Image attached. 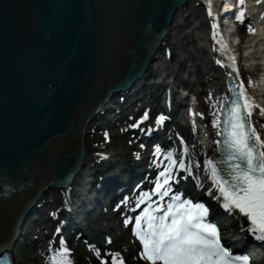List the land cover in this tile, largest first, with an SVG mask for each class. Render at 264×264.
<instances>
[{"label": "water", "instance_id": "95a60500", "mask_svg": "<svg viewBox=\"0 0 264 264\" xmlns=\"http://www.w3.org/2000/svg\"><path fill=\"white\" fill-rule=\"evenodd\" d=\"M185 1L0 0V251L75 179L86 126L138 84Z\"/></svg>", "mask_w": 264, "mask_h": 264}, {"label": "snow or ice", "instance_id": "6c2138e0", "mask_svg": "<svg viewBox=\"0 0 264 264\" xmlns=\"http://www.w3.org/2000/svg\"><path fill=\"white\" fill-rule=\"evenodd\" d=\"M244 4L245 0H237L235 19L240 23L245 22ZM205 6L208 16L213 17V39L220 46L218 50L230 51L219 33L212 0H206ZM248 30L255 32L251 25H248ZM228 60L231 63L227 65L219 59L216 63L233 68L239 75L235 57L229 55ZM227 75L231 77L232 73ZM206 99L211 109L208 113L210 124L217 130L218 137L214 140L217 147L213 155L204 153L203 159L197 158L195 146L179 133L174 147L162 149L159 144L153 145L154 159L150 166L157 168L156 175L151 179L146 175L136 185V190L116 205L120 208L121 205L127 207L134 203L131 210L140 209L133 216H125L123 223L125 226L132 225V235L140 245L136 258L144 264H255L249 254L234 253L222 242L220 227L209 220L210 207L207 203L174 190V183L189 176L194 180L195 187L203 189L204 194L216 201L226 214L242 221L241 231L264 244V132L257 128L253 120L257 108L258 115L264 116V107L256 105L244 81L231 87L230 93L219 97L209 93ZM197 115L202 120L205 117L204 112L189 109L193 132L196 131ZM147 118L148 113L145 112L140 119ZM166 119L161 112L155 123L160 126ZM132 127L136 128L138 124ZM141 131L151 134L153 128L150 126ZM104 136L108 138L109 134L105 132ZM145 147L147 145L141 144V148ZM136 156L139 158L140 153ZM201 176L207 180V186ZM145 181L151 187L142 188ZM56 231L59 232L60 228L57 227ZM106 243H112L111 237L106 239ZM89 248L100 259V264H127L120 251L109 250L107 256H102L99 248L93 245ZM72 251L60 237L59 246L49 247L47 262L74 264L70 255Z\"/></svg>", "mask_w": 264, "mask_h": 264}, {"label": "bare ground", "instance_id": "6f19581e", "mask_svg": "<svg viewBox=\"0 0 264 264\" xmlns=\"http://www.w3.org/2000/svg\"><path fill=\"white\" fill-rule=\"evenodd\" d=\"M214 0H212V3ZM206 3V0H186L184 4L180 7H177L175 9V15H174V22L173 26H168L166 31V37H165V43L159 44V50H169L172 55L176 52V46L181 48L180 54L183 55L184 60H188V62H191L195 68H199L200 76L198 74L196 75L195 79L199 81L200 86L197 84V82H187L183 81L181 78H179V72L181 66H172L170 65V61L172 62V59L169 60L168 58L162 57V59L158 58V53L154 54L155 57L152 59V66L149 68V70L145 73L148 76H152L153 74H156V77L158 80L162 81L163 84H169L167 86V90L165 93H160L162 95H165V102L166 106L165 108L168 110H172L171 118H173V124H175V128L179 129L177 133L183 134V137L187 140H189V143L195 146L196 149V157L199 159H203L204 153H207L208 156L213 155V150L208 151V145L210 141L212 140V133H213V127L210 124V113L211 109L209 107V102L206 99L209 93H212L215 97L221 94V89L223 86V76L220 69H216L215 64H212V60H210V57H212L209 53H206V50H208L215 55L212 45L207 41L209 38L206 37L209 36V25H210V19L212 17L208 16V13L203 14L202 11H200L203 7V11L206 10V6L203 5ZM264 30H260L259 33H263ZM258 38H263L262 34H259ZM264 39V38H263ZM208 46V47H207ZM170 47V48H169ZM206 49V50H205ZM257 53V51L253 50ZM163 52H160V54ZM164 55V53H163ZM162 55V56H163ZM250 62H246V65L248 67H251ZM248 69V68H247ZM223 71L228 72L227 67H223ZM151 74V75H149ZM147 79V78H146ZM179 79V80H178ZM181 82V83H180ZM139 84V82H138ZM137 84V85H138ZM180 86H186L187 88H190L194 90V93L198 96L200 105L198 108L199 112H204L205 117L203 119V122L206 126V130H200L196 127V131H192V124H191V118L189 116V109L187 110H180L177 108V100L178 96H174L172 94L173 90L178 89ZM136 86H133L131 89L135 88ZM146 90L147 94L151 99L154 100V103H157L156 101L159 99V91L160 89H156L155 91ZM123 91V90H121ZM120 94H118L119 96ZM112 96V95H111ZM109 97L107 104L105 108H101L98 111V114L93 116L90 123L98 116V118L101 117L102 113L106 110V107L108 105V102L111 98ZM171 97H173V100H170ZM117 99V98H115ZM171 107V108H170ZM177 109V110H175ZM175 110V112H174ZM96 118V119H98ZM201 118V117H200ZM106 118H103L105 120ZM110 120L111 118H107ZM150 119L152 117L150 116ZM254 122L256 123V126L258 129H260L262 132H264V128H261V125L264 124V116L256 115L254 118ZM89 123V124H90ZM185 123L186 125L182 127L181 124ZM88 126H86L85 129V135H86V146H87V157H84V160L81 161L80 166L77 170L75 180H74V188H77L82 183L83 179L86 180V177L89 170H94L96 166L99 163H102L101 159L97 156H94V158H90V150H93L94 153H99L104 151L115 152L116 148L103 146L100 149L89 147V136L88 135ZM179 140V137L177 138ZM94 141V140H93ZM95 161V162H94ZM115 171V168L113 167L112 171L106 175L105 181L103 187L100 191V195H105L106 191H108V194L105 196V199L108 201L112 198V196L115 195V189L110 190V186H115L118 184V182H125L130 183L132 182V176L129 175L125 179H117V177L113 178V173ZM131 179V180H130ZM201 179L204 180L203 176H201ZM130 180V181H129ZM205 185L207 186L206 180H204ZM54 184L50 188L49 191H54ZM109 189V190H108ZM203 190V189H202ZM48 191V193H49ZM197 191V190H196ZM202 191L199 192L200 193ZM198 194H196L195 197H197ZM81 194H79L80 198ZM95 196V195H94ZM85 200V199H84ZM82 206V203L80 204ZM40 207L36 209L34 214L25 216L24 218V224L22 232L27 227H31L33 233H36L39 231L38 227L33 226L32 224L28 223L31 221V219L38 214ZM83 214L85 217H88L89 215L86 214V211H83ZM104 218H98L94 217L91 218L92 223H94L95 228L97 229H110V221L109 218L112 217V215H105ZM231 224L232 219H228ZM59 228L64 229L68 228L67 224L60 223ZM232 230L228 232V234H233L238 237H242L243 233L241 232L239 227H231ZM116 233H118V245L114 248L116 251H120L122 255L125 256V258L129 259V262L134 264H140L141 260L137 259V253L136 249L133 245H131L129 233L125 229H117ZM13 248V245H11V249ZM19 264H33V263H24L22 261H18Z\"/></svg>", "mask_w": 264, "mask_h": 264}, {"label": "rangeland", "instance_id": "374dc122", "mask_svg": "<svg viewBox=\"0 0 264 264\" xmlns=\"http://www.w3.org/2000/svg\"><path fill=\"white\" fill-rule=\"evenodd\" d=\"M181 52V48H180V45L179 47H176V58L180 61V62H183L184 59H183V55L180 54ZM182 53V52H181ZM163 55V53H162ZM182 64V63H181ZM92 138V135L91 137H89V140ZM94 142H92L91 140V144L94 143L93 147L94 146H99L100 144H103V140H102V136L101 135H97V137H94ZM121 145V146H120ZM113 146L114 148L117 149V152H119L118 148L120 147V149H124L126 148V143H125V139L124 140H121V139H116L114 142H113ZM90 147V145H89ZM126 158H129V155H127ZM49 194L52 196L53 199H56L58 198V195L53 193L52 191H49ZM54 211H58L57 209V205L56 203H54ZM36 218H34L35 220ZM51 225V223H48L47 226L49 227ZM47 232L51 235L53 233V231H48ZM98 234V231L95 232V235ZM99 240L100 242H103L102 238L99 237ZM31 239L29 238L28 240L25 239V242L24 244H22L20 246V257L18 258L19 260H21L22 262L24 263H33V264H48L47 263V255L44 256L43 258H40L36 255H33L32 254V249L30 247V243H31ZM26 243H28L27 245V250L25 251L24 248H25V245ZM40 244H44V243H40ZM57 245H55L56 247ZM45 251V248H36V253L37 254H44L43 252ZM78 253L82 254V256H77L76 260H77V264H100V261H95L94 258H92L91 256H87L85 255L81 250H76ZM27 252V253H26ZM45 255V254H44Z\"/></svg>", "mask_w": 264, "mask_h": 264}]
</instances>
